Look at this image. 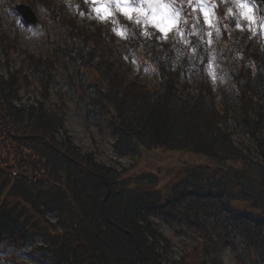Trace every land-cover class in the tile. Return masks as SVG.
Wrapping results in <instances>:
<instances>
[{
	"label": "trees",
	"instance_id": "16d2710c",
	"mask_svg": "<svg viewBox=\"0 0 264 264\" xmlns=\"http://www.w3.org/2000/svg\"><path fill=\"white\" fill-rule=\"evenodd\" d=\"M43 5L84 47L66 51L68 59L98 74L100 83L84 97L86 109L99 116L113 108L118 154L162 149L173 158L167 181L101 165L76 148L63 109L48 105L47 94L44 101L23 103L22 69L0 76V246L20 251L41 240L36 248L57 264H170L171 246L152 219L158 215L197 239L198 264H222L226 250L236 264H264V60L250 53L251 41L234 37L244 59L239 69L224 63L233 66L228 72L234 92L228 93L235 99L224 98L222 112L202 44L191 56L178 44L145 41L150 69L134 77L109 59L118 51L110 35L68 19L54 0ZM139 38L130 44L139 48ZM246 59L254 70L244 66ZM26 61L46 93L55 63L34 56ZM232 122L259 142L261 161L235 147ZM108 250L113 253L106 257Z\"/></svg>",
	"mask_w": 264,
	"mask_h": 264
},
{
	"label": "rangeland",
	"instance_id": "374dc122",
	"mask_svg": "<svg viewBox=\"0 0 264 264\" xmlns=\"http://www.w3.org/2000/svg\"><path fill=\"white\" fill-rule=\"evenodd\" d=\"M51 1L0 0V76L8 77L22 69L24 74L20 95L23 103L32 105L37 101H44L43 94H47L48 99L45 102L48 105L63 109L64 127L76 148L93 155L99 164L132 177L151 173L158 179L167 181L173 158L169 153L162 149L140 150L134 155L122 156L115 147L117 137L113 134V124H116L113 119L116 113L113 108L107 112L102 110L99 116L88 113L86 106L89 103L84 97L86 94H93L95 85L100 83L99 76L94 70L75 65L65 55L66 51L73 48L84 47L69 36L65 21L61 23V19L57 20L45 9L43 4L48 6ZM54 1L57 10L67 14L68 19H75L81 26L89 25L100 29L104 37L110 35L109 41L118 51L109 53V59L117 62L125 71L130 69L134 72V77L144 72L146 74L148 68L150 69L142 49L145 41L146 44L157 42L161 47L165 44L170 47L178 44L191 56H194L196 50H201L198 47L201 42L210 55V61L206 63V76L214 89L216 108L222 112L224 98H230V101L235 99L228 93L234 92L228 72L233 66L224 63L233 65L235 62V68L239 69V65H242L240 62L244 59L242 52L232 45V42L236 44L234 37L237 35L238 41L246 37L252 43L250 53L257 52L264 60V16H260L258 8L252 4L254 0H162L164 7L157 3L149 4L145 0H96L95 3L93 0ZM20 3L34 8L39 16L36 25H26L14 10ZM201 8L207 12L210 24L205 23ZM96 9L101 11L97 12ZM124 10H127V15ZM220 10L221 21L217 18ZM153 17L157 18L155 22ZM173 21L175 24L167 32V36L156 26L160 24L168 28ZM130 37H140L139 48L130 44ZM58 53H64L65 56L53 58ZM234 53H237L236 56ZM31 56L36 59L50 58L55 63L53 83L46 93L27 65L26 58ZM244 66L253 70L256 68L251 66L248 59L244 61ZM79 79L84 83V92ZM230 124L235 147L252 157V160L261 161L263 157L259 152V142L239 133L234 122ZM184 158L191 160V156ZM193 159L196 163L197 160L200 162L201 157L195 156ZM10 160L13 161L14 158ZM48 216L56 222L57 218L53 213L50 212ZM152 219L171 246L166 255L170 264H198L197 248L200 244L192 237V233L187 232L185 227L167 223L158 215H153ZM39 241L41 240L32 244L33 247L28 246L20 251L1 245L0 264H57L52 254H48L41 247L36 248ZM222 254V264H236L234 255L229 250Z\"/></svg>",
	"mask_w": 264,
	"mask_h": 264
},
{
	"label": "water",
	"instance_id": "95a60500",
	"mask_svg": "<svg viewBox=\"0 0 264 264\" xmlns=\"http://www.w3.org/2000/svg\"><path fill=\"white\" fill-rule=\"evenodd\" d=\"M257 4L260 6L261 14H264V0H257ZM16 10L21 14V16H23L27 24H36L38 22V16H36L32 7L24 4H18Z\"/></svg>",
	"mask_w": 264,
	"mask_h": 264
},
{
	"label": "snow or ice",
	"instance_id": "6c2138e0",
	"mask_svg": "<svg viewBox=\"0 0 264 264\" xmlns=\"http://www.w3.org/2000/svg\"><path fill=\"white\" fill-rule=\"evenodd\" d=\"M93 2L95 3L96 0H93ZM118 2H119V0H118ZM125 2H127V0H125ZM145 2H147L149 4H152V3L161 4V6L164 7V5L162 4V0H145ZM189 2H191V0H189ZM241 7H244V5H241ZM96 11L99 12V11H101V9H96ZM124 11H125V15H127L128 14L127 10H124ZM201 11L204 12V9L201 8ZM204 15H205V23H209L210 24V21L207 19V16H208L207 12H204ZM101 18H103V17H101ZM152 19H153V22H155V20L157 18L153 17ZM174 24H175V21L171 22L168 28H165V27L161 26L160 24H157L156 26L159 28V30L162 33H164L165 36H167V32L170 30V28L172 26H174ZM118 34L119 35H123V33H118ZM209 35H211V33H209ZM145 70L147 71V69H145ZM213 78H215V77L213 76Z\"/></svg>",
	"mask_w": 264,
	"mask_h": 264
},
{
	"label": "bare ground",
	"instance_id": "6f19581e",
	"mask_svg": "<svg viewBox=\"0 0 264 264\" xmlns=\"http://www.w3.org/2000/svg\"><path fill=\"white\" fill-rule=\"evenodd\" d=\"M111 253H113V250H108L107 253L105 254V256L107 257V255H110Z\"/></svg>",
	"mask_w": 264,
	"mask_h": 264
}]
</instances>
